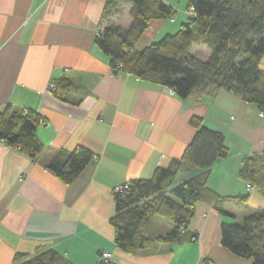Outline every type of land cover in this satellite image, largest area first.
Returning <instances> with one entry per match:
<instances>
[{
	"label": "crops",
	"instance_id": "crops-1",
	"mask_svg": "<svg viewBox=\"0 0 264 264\" xmlns=\"http://www.w3.org/2000/svg\"><path fill=\"white\" fill-rule=\"evenodd\" d=\"M164 1L176 10L171 22L187 21L188 0ZM105 8L106 0H0V106L40 112L44 121L38 136L45 145L34 158L0 144V264H16L17 253L30 257L47 250L73 264H253L222 244L221 225L264 210V192L254 184L248 190L240 177L243 158L264 152V116L255 104L227 90L215 97L181 98L161 83L115 71L95 37L108 23L130 27L133 6L119 3L109 17ZM166 20L152 21L136 50L179 29L181 23ZM191 51L201 60L211 55L205 43ZM260 66L264 70V56ZM64 77L72 85L61 98L52 84ZM194 114L222 131L230 149L208 179L225 212L200 201L188 225L198 240L156 244L136 253L122 250L111 223L115 187L150 178L159 165L181 157L195 134ZM78 145L94 158L66 183L48 164ZM200 171L186 168L177 183ZM172 229L157 215L147 231L158 235ZM103 252L112 258L101 259Z\"/></svg>",
	"mask_w": 264,
	"mask_h": 264
},
{
	"label": "trees",
	"instance_id": "trees-1",
	"mask_svg": "<svg viewBox=\"0 0 264 264\" xmlns=\"http://www.w3.org/2000/svg\"><path fill=\"white\" fill-rule=\"evenodd\" d=\"M119 3L133 6L132 24L123 28L108 23L95 37L96 44L111 59L115 71H124L175 90L179 97H215L222 90L238 95L264 112V0H188L194 12L179 29L136 50L140 37L152 21L173 19L176 10L164 0H106L105 17ZM207 44L211 55L201 60L192 51L194 44ZM123 66L119 68V65ZM69 78L55 82V93L65 98L71 89ZM195 134L181 157L159 165L150 178H133L122 193H115L116 212L111 217L116 244L136 253L161 243H188L198 234L188 228L200 201L213 202L219 211L222 197L209 186L212 166L229 155L222 131L208 127L194 114ZM40 112L7 104L0 106V137L9 146L38 157L45 149L38 136L44 121ZM94 153L78 145L64 157L55 156L48 167L64 182L71 183L93 160ZM185 164L199 168L197 175L175 183ZM240 177L264 192V152L243 158ZM247 196L239 199L245 201ZM173 225L167 234H148L155 216ZM222 244L253 264H264V210L245 215L242 222H222ZM16 264H73L63 254L47 250L28 257L17 253Z\"/></svg>",
	"mask_w": 264,
	"mask_h": 264
},
{
	"label": "built area",
	"instance_id": "built-area-1",
	"mask_svg": "<svg viewBox=\"0 0 264 264\" xmlns=\"http://www.w3.org/2000/svg\"><path fill=\"white\" fill-rule=\"evenodd\" d=\"M189 9L191 10V12H194L195 8L193 6L189 7ZM123 65L120 64L119 68H121ZM52 87L54 88L55 85L52 84ZM170 94H175V90L173 88L170 89ZM260 115L264 116V112L260 111ZM0 144H4V145H8L6 143V140L4 138L0 137ZM128 182H125L123 184H120L118 186L115 187L114 192L115 193H122L124 191L125 188H127ZM255 186L253 184L247 183V189L251 190L252 188H254ZM112 258V254L110 252H103L101 254V259L103 260H110ZM97 264H100V262H98Z\"/></svg>",
	"mask_w": 264,
	"mask_h": 264
},
{
	"label": "rangeland",
	"instance_id": "rangeland-1",
	"mask_svg": "<svg viewBox=\"0 0 264 264\" xmlns=\"http://www.w3.org/2000/svg\"><path fill=\"white\" fill-rule=\"evenodd\" d=\"M188 12L191 14L192 12H191V10L190 9H188ZM177 22H171V20H169V18L166 20V21H168L171 25L172 24H175V25H177V26H179L180 25V23H181V20L179 19V18H177ZM179 28V27H178ZM186 168H192V167H190L189 165H187V164H185V166L182 168V170H181V172H180V176H182L183 175V173H185L186 172ZM178 179V178H177ZM177 179H176V181H175V183H177ZM159 218H163V217H160L159 216Z\"/></svg>",
	"mask_w": 264,
	"mask_h": 264
}]
</instances>
